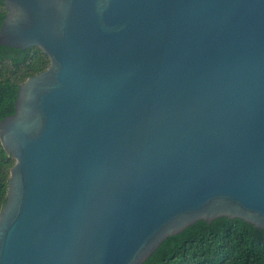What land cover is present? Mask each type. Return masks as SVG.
<instances>
[{
    "label": "water",
    "instance_id": "water-1",
    "mask_svg": "<svg viewBox=\"0 0 264 264\" xmlns=\"http://www.w3.org/2000/svg\"><path fill=\"white\" fill-rule=\"evenodd\" d=\"M19 87L0 264H142L197 221L264 229V0H2Z\"/></svg>",
    "mask_w": 264,
    "mask_h": 264
},
{
    "label": "trees",
    "instance_id": "trees-1",
    "mask_svg": "<svg viewBox=\"0 0 264 264\" xmlns=\"http://www.w3.org/2000/svg\"><path fill=\"white\" fill-rule=\"evenodd\" d=\"M5 16L0 0V27ZM49 65L50 58L39 47L0 44V121L15 113L20 85ZM14 164L0 140V209ZM142 264H264V229L238 218L200 220L168 237Z\"/></svg>",
    "mask_w": 264,
    "mask_h": 264
}]
</instances>
